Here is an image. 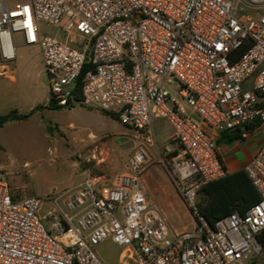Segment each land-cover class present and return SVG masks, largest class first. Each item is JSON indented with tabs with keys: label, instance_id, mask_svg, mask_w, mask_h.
<instances>
[{
	"label": "built area",
	"instance_id": "1",
	"mask_svg": "<svg viewBox=\"0 0 264 264\" xmlns=\"http://www.w3.org/2000/svg\"><path fill=\"white\" fill-rule=\"evenodd\" d=\"M14 33L40 47L56 105L116 114L134 146L115 184L85 171L66 209L43 215V199L13 193L0 169V264H106L98 247L109 239L121 264H264V140L244 167L257 203L214 228L197 203L204 184L228 174L204 125L264 134V0H0V75L10 78ZM158 120L177 144L166 153L198 219L193 233L174 230L146 195Z\"/></svg>",
	"mask_w": 264,
	"mask_h": 264
},
{
	"label": "rangeland",
	"instance_id": "2",
	"mask_svg": "<svg viewBox=\"0 0 264 264\" xmlns=\"http://www.w3.org/2000/svg\"><path fill=\"white\" fill-rule=\"evenodd\" d=\"M42 29L46 35L58 33V38L64 39V33L54 27L43 23ZM13 40L16 60L10 67L15 70V80L0 75V115L14 108L22 113L36 110L27 120L10 121L0 128V169L8 172L13 193L43 199V215L53 207L66 209L64 200L80 186L85 171L102 176L108 184L117 182L127 172L133 147L125 148L123 143L132 141L133 131L107 113L99 116L95 108L50 106V81L40 47L27 45L19 33L13 34ZM159 121L167 127L162 132L157 130V144L148 149L150 157L143 174L148 167L149 172L155 169V176L153 184L144 183L146 195L165 213L173 229L193 233L198 223L188 207L185 214L179 208L184 200L171 170V155L166 153V146L173 149L177 144L170 137L169 122ZM71 122L75 126H70ZM204 129L215 140L219 138L209 125ZM122 137L128 141L120 142ZM46 224L50 227L49 222ZM98 252L106 264H121L120 248L110 239L99 245Z\"/></svg>",
	"mask_w": 264,
	"mask_h": 264
},
{
	"label": "trees",
	"instance_id": "3",
	"mask_svg": "<svg viewBox=\"0 0 264 264\" xmlns=\"http://www.w3.org/2000/svg\"><path fill=\"white\" fill-rule=\"evenodd\" d=\"M54 107H59L55 105ZM30 113H21L17 108L0 115V128L10 121L26 120ZM107 113V112H105ZM118 118L116 114L107 113ZM241 129L238 131H224L218 142L229 143L241 137ZM1 149V146H0ZM260 200V194L253 184L252 179L245 169L204 184L198 191L197 203L201 214L211 227H215L218 220L233 212L245 214L246 211ZM195 220L198 223L197 217ZM264 249V229L259 234Z\"/></svg>",
	"mask_w": 264,
	"mask_h": 264
},
{
	"label": "crops",
	"instance_id": "4",
	"mask_svg": "<svg viewBox=\"0 0 264 264\" xmlns=\"http://www.w3.org/2000/svg\"><path fill=\"white\" fill-rule=\"evenodd\" d=\"M12 79L15 80V76ZM73 107H70V108H73ZM33 110L35 111L36 108H34ZM94 111H96V113L99 116L105 115L104 114L105 112H103L101 110L95 109ZM20 121H23V120H20ZM155 125H156V131L158 130L159 132L164 131L167 127L164 124H160L159 120L156 121ZM70 126H75V124L73 122H71ZM223 132L224 131L218 133L219 138L221 137V134ZM218 139L216 140V142H217V145L219 147V151L221 153L223 163L226 166L228 173H234V172H237L239 170L244 169L246 164H248L250 162V160L256 155V153L258 152V150H259V148L262 145V142L264 140V134L261 132H254L251 135H249L247 138H241L240 137V138L235 139L229 143H225V142L219 143ZM120 142H122V141H120ZM123 146H124V143H123ZM148 170L149 169L147 167L146 172L143 174V185H144V183H146L147 185L153 184V180H154V176H155V169L150 171V172ZM100 177L102 178L101 184H108L103 179L102 176H100ZM115 183L116 182H114V184ZM109 185H111V184H109ZM163 191H166V189L164 188ZM165 194H166L165 192H163V193L160 192L161 197H166ZM183 204L185 207L184 206L182 207V205H180V204H178V205H179L180 210L185 214L186 212H188V210H187L186 203L184 202ZM170 222H171L172 226L174 227L175 225H174L172 219L170 220ZM174 230L181 232L176 227H174Z\"/></svg>",
	"mask_w": 264,
	"mask_h": 264
},
{
	"label": "water",
	"instance_id": "5",
	"mask_svg": "<svg viewBox=\"0 0 264 264\" xmlns=\"http://www.w3.org/2000/svg\"><path fill=\"white\" fill-rule=\"evenodd\" d=\"M56 105L54 100L50 101V106L54 107ZM120 141L125 142L128 141V137H123L120 139ZM134 146V143L132 141L124 143L125 148H132Z\"/></svg>",
	"mask_w": 264,
	"mask_h": 264
}]
</instances>
